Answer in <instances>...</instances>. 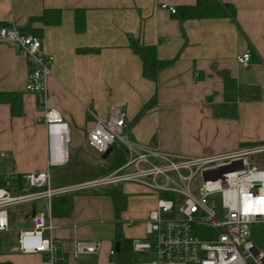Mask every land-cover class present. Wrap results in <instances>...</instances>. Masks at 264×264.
Returning <instances> with one entry per match:
<instances>
[{
	"label": "crops",
	"instance_id": "crops-1",
	"mask_svg": "<svg viewBox=\"0 0 264 264\" xmlns=\"http://www.w3.org/2000/svg\"><path fill=\"white\" fill-rule=\"evenodd\" d=\"M195 1L0 0V26L19 29L46 8L61 11L58 25L31 24L42 28L41 51L53 57L45 93L25 90L26 57L12 44L0 42V91L22 94L20 116H11L9 105L0 104V174L48 170L52 176V168L60 167L47 164L42 120L47 109H55L68 123L75 149L83 147V141L87 144L94 115L105 118L108 107L116 105L125 108L124 130L130 141L165 152L200 156L264 143V0H221L234 5L236 22L228 17L180 20L176 12L161 7L167 4L177 11ZM75 10L85 16L82 32L75 30ZM136 44L153 45L159 59L172 60L160 71L157 83L143 77L142 61L131 49ZM83 47L99 50L77 51ZM245 51L250 52V61L241 65L236 56ZM224 73L259 90V99L237 103L235 117L214 112L227 99ZM152 97V104L137 117ZM102 154L108 159L109 153ZM121 188L127 201L118 220L110 197L93 193L96 189L75 194L67 216H52L45 199L10 207L16 213V232L12 246L0 254V264H49L41 253L13 249L18 231L31 227L33 211L50 213L51 235L66 257L62 264H112L120 246L117 223L122 238L144 237V220L156 205V198L145 196L137 184L123 183ZM49 234L44 231L45 236ZM76 240L101 244L96 253L74 258ZM139 254L135 253V264H150L152 254Z\"/></svg>",
	"mask_w": 264,
	"mask_h": 264
},
{
	"label": "built area",
	"instance_id": "built-area-1",
	"mask_svg": "<svg viewBox=\"0 0 264 264\" xmlns=\"http://www.w3.org/2000/svg\"><path fill=\"white\" fill-rule=\"evenodd\" d=\"M171 13L173 6L162 4ZM0 42H7L26 57L25 90L43 94L51 75L52 55L43 53L41 38L16 26H0ZM246 65L250 52L236 56ZM93 114V113H92ZM123 105L110 106L105 118L94 115L86 133L87 145L105 153L114 144L126 149L122 164L92 179L62 186L50 183L48 170L0 174V233L10 230L9 209L45 199L50 209L54 196L109 185L134 183L146 193L165 192L144 220L145 236L131 240L132 251L153 255L150 264H264V246L252 238V226L264 222V166L254 157L264 143L249 144L230 153L191 156L165 152L154 145L130 141L125 133ZM47 164L62 166L69 160L70 127L55 109L44 111ZM4 156V154H1ZM50 213L35 212L31 227L20 229L13 247L20 253H41L49 264L66 257L51 235ZM49 231V236L44 235ZM99 241L76 240L72 256L96 253ZM114 255L113 250L110 251Z\"/></svg>",
	"mask_w": 264,
	"mask_h": 264
},
{
	"label": "trees",
	"instance_id": "trees-1",
	"mask_svg": "<svg viewBox=\"0 0 264 264\" xmlns=\"http://www.w3.org/2000/svg\"><path fill=\"white\" fill-rule=\"evenodd\" d=\"M180 20L189 18H222L228 17L233 22H236V9L233 4L223 2L221 0H196L192 5H182L176 11ZM61 21V11L57 8H46L39 16L30 17L26 25L19 28L21 32L42 35V28L31 27L33 22H40L45 26L58 25ZM75 30L82 32L85 29V16L83 11L75 10L74 17ZM1 26H8L4 23ZM132 51L137 54L142 61V75L144 78L158 82L160 71L168 67L172 60L159 59L156 52V47L153 45L136 44L131 46ZM98 48L83 47L78 48L80 53L98 52ZM223 84L224 91L227 94L226 102L214 107V112L222 117H235L237 115V103L244 100L259 99V90L256 85L239 84L235 79L224 73ZM155 96V95H154ZM152 99L146 103L138 113L137 117L144 112L151 104ZM8 104L11 116H20L22 114V94L12 91H0V104ZM126 157V149L121 144H114L109 152V162L103 167H99L93 177L105 174L115 167L122 164ZM122 184L109 185L92 191L95 194L109 196L116 216L119 219V213L126 206V195L123 193ZM78 192L67 193L54 196L51 199V215L52 216H67L72 209V197ZM16 213L9 210V233H0V254L5 253L12 246L11 237L15 235ZM117 239L119 240V251L117 256L112 259V264H135V253L131 248V241L122 238L117 223ZM252 238L259 246H264V222L255 223L252 226Z\"/></svg>",
	"mask_w": 264,
	"mask_h": 264
},
{
	"label": "rangeland",
	"instance_id": "rangeland-1",
	"mask_svg": "<svg viewBox=\"0 0 264 264\" xmlns=\"http://www.w3.org/2000/svg\"><path fill=\"white\" fill-rule=\"evenodd\" d=\"M82 143L84 145L83 147L77 146L76 149L75 147L72 148V146L73 145L75 146L76 143L74 141L73 133L70 128L69 160L66 166L52 168V176L50 175L51 185H53V183H56L58 185H62V184L69 185V184L92 179L94 178L93 173L99 167H103L109 162V158L108 159L102 158L103 154L91 149L87 144H85V141H83ZM254 160L255 163L264 166V153L256 155L254 157ZM144 195L155 197L156 200L159 197L162 198L169 197V195L165 192L145 193ZM36 208L40 209L39 201L36 202ZM18 226L20 227L21 224H19ZM146 258L150 259L149 256H146Z\"/></svg>",
	"mask_w": 264,
	"mask_h": 264
},
{
	"label": "water",
	"instance_id": "water-1",
	"mask_svg": "<svg viewBox=\"0 0 264 264\" xmlns=\"http://www.w3.org/2000/svg\"><path fill=\"white\" fill-rule=\"evenodd\" d=\"M110 150H111V149L109 148V149L105 152V154H108V153L110 152ZM34 213H35V211H33L31 215H33ZM116 248H117V247H116Z\"/></svg>",
	"mask_w": 264,
	"mask_h": 264
}]
</instances>
